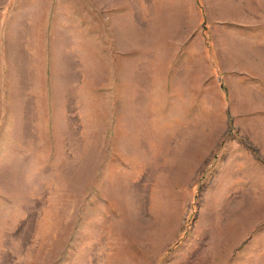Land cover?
I'll return each mask as SVG.
<instances>
[{
  "label": "rangeland",
  "instance_id": "374dc122",
  "mask_svg": "<svg viewBox=\"0 0 264 264\" xmlns=\"http://www.w3.org/2000/svg\"><path fill=\"white\" fill-rule=\"evenodd\" d=\"M0 264H264V0H0Z\"/></svg>",
  "mask_w": 264,
  "mask_h": 264
},
{
  "label": "bare ground",
  "instance_id": "6f19581e",
  "mask_svg": "<svg viewBox=\"0 0 264 264\" xmlns=\"http://www.w3.org/2000/svg\"><path fill=\"white\" fill-rule=\"evenodd\" d=\"M137 35V34H136Z\"/></svg>",
  "mask_w": 264,
  "mask_h": 264
}]
</instances>
